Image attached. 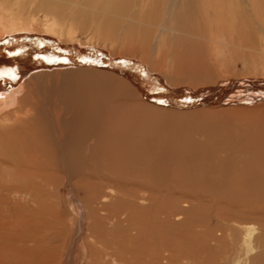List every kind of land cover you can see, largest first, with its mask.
<instances>
[{
    "label": "bare ground",
    "instance_id": "obj_1",
    "mask_svg": "<svg viewBox=\"0 0 264 264\" xmlns=\"http://www.w3.org/2000/svg\"><path fill=\"white\" fill-rule=\"evenodd\" d=\"M0 11L29 15L0 17V264H72L60 257L65 232L53 220L61 186L85 214L75 264H197L194 243L210 252L212 230L193 213L197 223L187 221L191 210L233 204L242 212L230 216L237 225L264 216V183L256 182L264 181V77L213 86L230 49L245 57L264 41V0H0ZM38 13L44 22L36 32ZM78 25L90 32L87 41L114 50L144 51L148 41L152 50L156 36L173 35L180 54L164 59L174 74L156 77L151 57L142 64L148 54L131 67L75 45ZM180 79L202 91L181 94ZM183 111L207 126L186 148L155 125L160 114ZM179 165L190 168L187 187L168 181ZM242 226L249 257L258 232Z\"/></svg>",
    "mask_w": 264,
    "mask_h": 264
},
{
    "label": "rangeland",
    "instance_id": "obj_2",
    "mask_svg": "<svg viewBox=\"0 0 264 264\" xmlns=\"http://www.w3.org/2000/svg\"><path fill=\"white\" fill-rule=\"evenodd\" d=\"M22 16H25L26 18L29 17L28 14H26V15L14 14V13L9 14L6 11H0V17H3L5 19H11L12 21H17V20L22 21L23 20ZM35 18H36L37 25L33 29H36V32H38V31H41V27L43 26L44 14L38 13L37 17H35ZM29 24H30L29 20H27L25 22V25L29 26ZM137 27L140 28V29H137L138 32H141V31L143 32V30L146 28L145 24H143L141 22L138 23ZM75 30L77 32V39H78V40L76 39L77 43H75V45L78 44L81 48L99 51L105 55L110 54L113 56V59L115 61H117L119 63L121 62L127 66L132 65L133 67L137 66V64L138 65L151 64V62H150V57H151L153 60L152 63L154 64V75L155 76L157 75L156 77H159L162 80L163 79L166 80L169 77V73L174 74L173 69L167 70L165 68L167 63L169 65L171 63L169 62V60L165 61V59H164L165 54L167 55V53L172 55V58L174 60H175V57L177 58L180 54V48L178 49L179 46H178L177 42H173L174 41L172 39L173 35H171V34L169 35L167 33L166 34L162 33V34H160L161 37L159 35L156 36L155 41H154V48L152 50L150 49V47H148V46H151V43H152L151 41H148L149 42L148 43L149 45L147 46L148 49H144V51H142L139 47L133 48L132 46H129V48H124V50L123 49L118 50L117 48L114 50L113 48H110L109 43L103 42L101 40L99 41V38L96 39V37H94V39H92V41H90V42L87 41L88 37H90V32L86 31V30H81V27H79V25L75 27ZM27 32H32V31H27ZM33 34H35L39 37L43 36L40 33L39 34L38 33H28V35H33ZM175 40H176V36H175ZM171 41H172V43H171ZM251 45L248 46L247 51L245 52L246 53L245 57L241 56V54H239L240 52L236 51L234 48L232 50L230 49L227 52V57L224 60L225 62H224V65H222V69L217 68L213 71L214 75H216L218 72V78L216 79V81H214L215 84L213 86H215V85L217 86L218 84L223 83V82H227V81H238L239 79H241L242 77H245V76L247 78H249V77H254V78L264 77V41L261 44L258 41H254L253 44H251ZM252 50H255V51L252 54V56L249 57L247 54ZM142 54H144V56H147L145 54H148V56H147L145 62L143 63L141 61L142 64H140L141 62H140L139 58H140V56H142ZM124 59H126V60H124ZM126 62H128V63H126ZM247 75H249V77ZM141 76H143V75H141ZM180 80H178L177 84H175L177 86V88L174 90L180 91L181 94L184 95V93H185L186 94L185 96H192V95H196L197 91H199V90L202 91V89H201L202 86L197 87V86L190 85V87H193V88H190L188 85L186 86L184 81H182V80L180 81ZM195 87H197V88H195ZM185 89H189V91L186 92ZM205 89H208V88H205ZM239 92L241 93L243 91H239ZM159 107H162V106H159ZM147 114L149 116L151 115V113H147ZM176 114H179V115H161L160 114L159 122H158V117H157V119L155 120V122L157 124H155V125L156 126L158 125L157 129L159 128V131L163 133V136H162L163 138L167 137L166 139L169 140V138L172 137L173 138L171 141L172 144L177 145L180 148H186L187 146L193 145V143H191V141L192 142L196 141V138H195L196 134H198L200 132H205L207 126L204 122H206V121L204 120V118L201 119L199 116V113H197V112L193 113V112H189V111H186V112L183 111L180 113L178 112ZM180 115H184V116H180ZM211 119H213V118H211ZM218 121H220V120H218ZM223 122H225L224 123L225 127L228 126L229 128H231L230 131H235V130H240V131L243 130L244 131L245 130L244 125L243 126L238 125L237 127H234L232 124H228V122H226V121H223ZM217 123H219V122H217ZM225 127H224V129H225L224 131H228V130H226ZM217 129H218L217 131L222 130V129L220 130L219 127H217ZM181 138H183V139H181ZM190 159H188V160H190ZM186 173L189 175H186ZM169 174H170V176H167V177H170V178L179 176L176 179H168V181L170 183H174V182H176L177 184L180 183V185H183L184 187H187V184L192 183V180H193L192 176L190 175L191 174L190 168H186L183 165H179V166H175L173 168H170L168 170L167 175H169ZM256 182L257 183H264L263 180H256ZM176 183H174V184H176ZM249 183L251 185H254L255 180L253 182H252V180L251 181H246V180L240 181L241 186L249 184ZM67 190L68 189H65L62 186L59 187L55 196L51 200L52 204L55 205L54 210H56V213L54 214L53 220H55L54 226L57 229L58 228L64 229V232H65L63 235V238L61 240L62 246L60 247V249L61 248L62 249L61 250L59 249L60 257L62 255L61 259H63L64 263H67L66 261H70V262L72 261V264H75L79 261V259H77V258L80 256L79 253H81V248H82L83 238H84V232H82V235L80 237H75V231H76L75 229L77 226V222L80 220V218L84 219L85 214H84V209L82 206L75 205L73 203V192L70 191L71 192L70 193ZM182 203L183 202H180V208L182 210H186V208H182L183 207ZM197 209H199V208H197ZM197 209L191 210L192 212L188 213L187 221H189L190 223L191 222L197 223V222H194V217H193V214H194V216L196 215V217L198 219H200V220L204 221L206 224H208L210 230H212V231L210 232L211 238L209 239V242H208V248L211 249L210 252H208V253L201 252V246H199L200 244L198 242H197V244L194 243V249L196 252V259H197V260H195V263L197 262V264H198V262H199V264H233L238 259H241L242 260L241 264H251L253 258H255L256 255L260 256V257H262V256L264 257V242H263V240H264V238H263L264 237V216L253 215L254 219L246 220V221L242 220L243 222H246V223H241V224H239L241 226H239L237 224H233L234 223V222H232L233 220L230 219L231 215H234L237 213L242 214L241 208H239V207L236 208L235 206H233V204L229 205L227 203H224V204L219 203L218 207H213V209L210 210V212H202V211H200V209L199 210H197ZM227 209H230V211H228ZM228 212H229V214H228ZM231 213H233V214H231ZM200 214L202 216H200ZM180 219H183V218L181 217ZM172 222H173V220H172ZM175 223H176V221H175ZM229 224H232L233 226L231 225L232 226L231 227ZM247 224L253 225L257 229V232H258L253 239V244L255 245L257 252L255 255H252L249 257L245 256L246 250H245L244 245H243L245 233H244V229H243L242 225H247ZM220 233L222 234V236L223 235L224 236L221 237ZM212 235H213V237H212ZM261 238H262V240H261ZM255 241H257V242H255ZM177 243H178V245H180V244L184 245V243L182 241L180 243V240ZM261 243H263V244H261ZM212 245H214V246H212ZM201 254H202V257H201ZM244 256H245V258H244ZM221 257H222V259L223 258H226V259L222 260ZM73 260H74V262H73ZM230 260H231V262H230Z\"/></svg>",
    "mask_w": 264,
    "mask_h": 264
}]
</instances>
